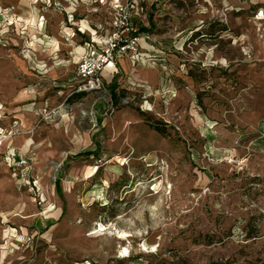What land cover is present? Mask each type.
Here are the masks:
<instances>
[{"label": "rangeland", "instance_id": "1", "mask_svg": "<svg viewBox=\"0 0 264 264\" xmlns=\"http://www.w3.org/2000/svg\"><path fill=\"white\" fill-rule=\"evenodd\" d=\"M143 7L152 61L84 95L0 15V264H264V0Z\"/></svg>", "mask_w": 264, "mask_h": 264}, {"label": "built area", "instance_id": "2", "mask_svg": "<svg viewBox=\"0 0 264 264\" xmlns=\"http://www.w3.org/2000/svg\"><path fill=\"white\" fill-rule=\"evenodd\" d=\"M145 0H67V7L60 6L64 14V26L87 32L85 39L86 51L76 56L75 86L73 94L84 95L99 93L106 90L104 71L114 68L112 74H117L116 64L120 59H127L135 65L152 61L150 56L142 51L141 42L149 36L140 34L133 21L146 19ZM31 10L38 7L51 8L54 0H28ZM59 7V5H58ZM84 9L86 15L107 13L111 18L106 26L98 25L94 29H83L82 21L77 20L79 11ZM45 17L38 18L42 28ZM127 80V79H126ZM131 90L135 85L128 83ZM143 96V95H142ZM141 98V96H140ZM147 103V96L142 98Z\"/></svg>", "mask_w": 264, "mask_h": 264}, {"label": "crops", "instance_id": "3", "mask_svg": "<svg viewBox=\"0 0 264 264\" xmlns=\"http://www.w3.org/2000/svg\"><path fill=\"white\" fill-rule=\"evenodd\" d=\"M5 1L7 2V5L2 8H6V10L0 12L1 17L9 18L10 16H14L22 20L25 24L31 23L32 39L28 42V44H26V47L30 48L34 52L37 51L36 54L38 53L37 56L40 60L39 62L42 61V63H45L44 60H46L48 55H53V57L51 58H53L54 60L50 62L49 65L52 66L55 63L56 68H61L60 70L63 71V73L60 74L59 78H61V80H64L63 82H72L74 80V76L72 75V73L74 72L73 68L76 67V56L86 51L84 44L87 32L82 33L81 31H78L76 29L70 30L63 26L65 16L60 10V6L67 7V0H54L53 7H38L34 10L30 9L28 0ZM2 13L4 14V16L2 15ZM42 15L46 19L44 28H41L38 25V18ZM77 20L82 21L81 24L83 25V27H85L83 28L85 30L94 29L100 24L104 26L108 24V21L103 14L95 15L94 13H92L91 15H86L84 9L79 11ZM68 36L70 38H68ZM60 46H62V49H60ZM34 52L32 53L35 55ZM59 55H64L63 60L60 59ZM42 56L43 58H41ZM140 65L145 64L142 63ZM140 65H135L127 59H120L116 64V70L118 71V73L112 74L111 72L114 70V68H108L106 71H104V79L108 84L110 83V85L116 88L117 84L121 85L120 82H122V79L126 80L123 77L128 78V74H131L135 77L137 73L136 71ZM122 72L124 73V75H126L123 77H119V74H121ZM146 77L148 76L146 75ZM136 80H140V78ZM113 92L117 94L116 90H113L112 94ZM118 96L116 95L117 98Z\"/></svg>", "mask_w": 264, "mask_h": 264}, {"label": "trees", "instance_id": "4", "mask_svg": "<svg viewBox=\"0 0 264 264\" xmlns=\"http://www.w3.org/2000/svg\"><path fill=\"white\" fill-rule=\"evenodd\" d=\"M140 30L143 32H146L145 28H142ZM113 99H114V102L117 103V97H116V94L114 92H113ZM154 130L157 131L158 133L162 134V135H165V130L163 128L161 129L159 126L154 127ZM86 153L89 154V152H86Z\"/></svg>", "mask_w": 264, "mask_h": 264}, {"label": "bare ground", "instance_id": "5", "mask_svg": "<svg viewBox=\"0 0 264 264\" xmlns=\"http://www.w3.org/2000/svg\"><path fill=\"white\" fill-rule=\"evenodd\" d=\"M86 113H85V111L83 112V115H85ZM32 140H34V138L32 139ZM120 161H122V160H120ZM121 164H123V165H125V163H121ZM97 233V231H95V232H93L92 234H96Z\"/></svg>", "mask_w": 264, "mask_h": 264}]
</instances>
